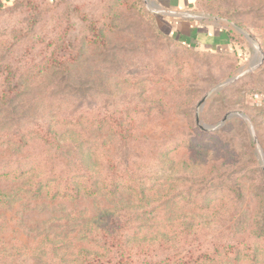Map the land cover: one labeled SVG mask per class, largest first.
Listing matches in <instances>:
<instances>
[{
	"label": "rangeland",
	"instance_id": "374dc122",
	"mask_svg": "<svg viewBox=\"0 0 264 264\" xmlns=\"http://www.w3.org/2000/svg\"><path fill=\"white\" fill-rule=\"evenodd\" d=\"M196 3L232 50L148 0L0 8V264H264V0Z\"/></svg>",
	"mask_w": 264,
	"mask_h": 264
},
{
	"label": "crops",
	"instance_id": "0c3cea01",
	"mask_svg": "<svg viewBox=\"0 0 264 264\" xmlns=\"http://www.w3.org/2000/svg\"><path fill=\"white\" fill-rule=\"evenodd\" d=\"M15 0H0V8L12 4ZM148 5L158 13L169 34L196 47L210 51H230L233 44L224 24L202 19L197 14L196 0H148ZM196 10V11H195ZM254 66V60L251 61ZM239 69V75L245 73Z\"/></svg>",
	"mask_w": 264,
	"mask_h": 264
},
{
	"label": "built area",
	"instance_id": "2783aa9c",
	"mask_svg": "<svg viewBox=\"0 0 264 264\" xmlns=\"http://www.w3.org/2000/svg\"><path fill=\"white\" fill-rule=\"evenodd\" d=\"M247 98L255 109L264 112V89L250 91Z\"/></svg>",
	"mask_w": 264,
	"mask_h": 264
},
{
	"label": "trees",
	"instance_id": "16d2710c",
	"mask_svg": "<svg viewBox=\"0 0 264 264\" xmlns=\"http://www.w3.org/2000/svg\"><path fill=\"white\" fill-rule=\"evenodd\" d=\"M16 1H18V0H15L14 2H16ZM196 2H197V0H196ZM9 5H11V4H9ZM9 5H7V6H9ZM196 5H197V3H196ZM227 33L233 42L234 41L233 32L231 30H227ZM261 89H264V87L260 88L258 90H261ZM17 93H18V90H16V88L14 86H10V84H6L5 86H3L2 90L0 91V98L1 99H4L6 97L11 98ZM63 193L66 194L65 192H63ZM74 193L76 194V191Z\"/></svg>",
	"mask_w": 264,
	"mask_h": 264
},
{
	"label": "water",
	"instance_id": "95a60500",
	"mask_svg": "<svg viewBox=\"0 0 264 264\" xmlns=\"http://www.w3.org/2000/svg\"><path fill=\"white\" fill-rule=\"evenodd\" d=\"M205 99H206V96H203L201 98V100L198 102V106L201 105L205 101ZM228 117H229V115L224 116L222 121H225ZM198 122H199V119H198V116H196V123H198Z\"/></svg>",
	"mask_w": 264,
	"mask_h": 264
}]
</instances>
